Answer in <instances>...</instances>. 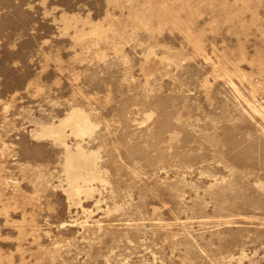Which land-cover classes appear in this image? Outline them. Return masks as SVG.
<instances>
[{
    "label": "rangeland",
    "instance_id": "rangeland-1",
    "mask_svg": "<svg viewBox=\"0 0 264 264\" xmlns=\"http://www.w3.org/2000/svg\"><path fill=\"white\" fill-rule=\"evenodd\" d=\"M0 264H264V0H0Z\"/></svg>",
    "mask_w": 264,
    "mask_h": 264
}]
</instances>
